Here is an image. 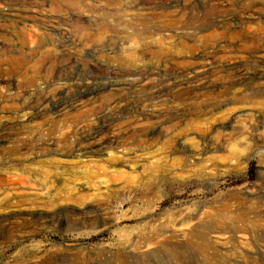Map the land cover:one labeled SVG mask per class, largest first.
<instances>
[{
    "label": "rangeland",
    "instance_id": "374dc122",
    "mask_svg": "<svg viewBox=\"0 0 264 264\" xmlns=\"http://www.w3.org/2000/svg\"><path fill=\"white\" fill-rule=\"evenodd\" d=\"M261 4L0 0V264H264Z\"/></svg>",
    "mask_w": 264,
    "mask_h": 264
},
{
    "label": "bare ground",
    "instance_id": "6f19581e",
    "mask_svg": "<svg viewBox=\"0 0 264 264\" xmlns=\"http://www.w3.org/2000/svg\"><path fill=\"white\" fill-rule=\"evenodd\" d=\"M132 1H134V0H131V2ZM138 1V0H137ZM132 4V3H131ZM136 4V3H135ZM261 5H263V4H261ZM264 6V5H263ZM133 8V7H132ZM131 8V9H132ZM134 9V8H133ZM263 10H264V8H263ZM133 11V10H132ZM260 11V10H259ZM125 13V12H124ZM254 13V12H253ZM18 14V13H17ZM256 14V13H255ZM16 15V14H15ZM21 17V16H20ZM226 28V27H225ZM224 36H226L227 37V35H224ZM9 60V59H8ZM13 60V59H12ZM10 61V60H9ZM18 61V60H17ZM8 63V62H7ZM9 64V63H8ZM16 64H18V63H16ZM14 65V64H13ZM14 66H16V65H14ZM233 68V67H232ZM231 69V68H230ZM229 69V70H230ZM237 72V71H236ZM243 75H245V72H237V74H236V76L237 77H241V76H243ZM56 126V124H52V129H50L49 128V130L50 131H55L56 130V128H57V126ZM99 145H97V143L95 144V143H88L87 144V149H95V150H100L101 148V146H102V144L103 143H98ZM100 148V149H99ZM66 149V148H65ZM69 150V149H68ZM67 150V151H68ZM120 153H121V151H120ZM108 156V155H107ZM151 176V175H150ZM151 180V179H150ZM149 180V181H150ZM95 194V193H94ZM94 194H92V195H94ZM91 195V194H90ZM91 195V196H92ZM80 197V196H79ZM95 197V196H94ZM96 198V197H95ZM80 199V198H79ZM86 199H87V196H86ZM98 199V198H97ZM95 200V199H94ZM82 202V201H81ZM222 226H223V228L222 229H220L219 231L220 232H222V233H228L227 231L228 230H231V231H233V232H235V233H242V234H250L252 231H253V229L251 230L250 228H246V226L244 227V226H234V225H229V224H221ZM152 227H153V225H152ZM155 227V226H154ZM219 227V226H218ZM217 227V228H218ZM207 228H209V227H207ZM152 231V230H151ZM156 231V230H155ZM211 231V230H210ZM204 233H206V231L204 232ZM230 233V232H229ZM202 234V233H201ZM202 235H204V234H202ZM147 238V237H146ZM128 239V238H127ZM259 239V238H258ZM121 241V240H120ZM127 241V240H126ZM159 241V240H158ZM145 243V242H144ZM143 244V243H142ZM230 247V246H229ZM237 247V246H236ZM199 248H200V246H199ZM228 249V248H227ZM231 249V248H230ZM235 249V248H234ZM235 250H237V249H235ZM239 250V249H238ZM232 251V250H231ZM237 252V251H236ZM229 253V252H228ZM231 253V252H230ZM226 254V253H225ZM232 254V253H231ZM85 256H86V254H84ZM207 258V257H206ZM211 260V259H210ZM84 261V260H83ZM224 261V260H223ZM89 264V263H88ZM210 264H222V262H221V260H215L214 262H211ZM224 264V263H223Z\"/></svg>",
    "mask_w": 264,
    "mask_h": 264
}]
</instances>
